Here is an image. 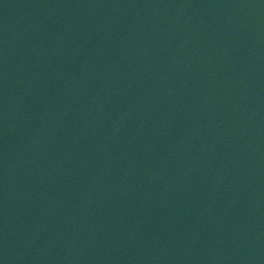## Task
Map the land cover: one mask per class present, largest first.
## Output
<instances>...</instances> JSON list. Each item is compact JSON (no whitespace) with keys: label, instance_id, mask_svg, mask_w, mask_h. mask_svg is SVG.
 Masks as SVG:
<instances>
[{"label":"water","instance_id":"1","mask_svg":"<svg viewBox=\"0 0 264 264\" xmlns=\"http://www.w3.org/2000/svg\"><path fill=\"white\" fill-rule=\"evenodd\" d=\"M0 264H22L1 239H0Z\"/></svg>","mask_w":264,"mask_h":264}]
</instances>
